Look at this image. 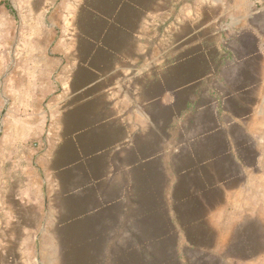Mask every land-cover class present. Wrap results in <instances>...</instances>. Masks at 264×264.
Returning a JSON list of instances; mask_svg holds the SVG:
<instances>
[{
	"label": "rangeland",
	"instance_id": "rangeland-1",
	"mask_svg": "<svg viewBox=\"0 0 264 264\" xmlns=\"http://www.w3.org/2000/svg\"><path fill=\"white\" fill-rule=\"evenodd\" d=\"M182 33L190 49L170 62ZM106 48L156 75L142 93L178 96L152 106L157 130L137 137L139 153H113L130 126L100 99L68 112L84 66L117 59ZM211 72L225 87L196 89ZM132 98L126 115L148 124ZM174 135L196 153L133 164ZM74 137L76 159L103 152L102 163L70 164ZM22 162V200L0 180V256L14 264H264V0H0V171Z\"/></svg>",
	"mask_w": 264,
	"mask_h": 264
},
{
	"label": "crops",
	"instance_id": "crops-1",
	"mask_svg": "<svg viewBox=\"0 0 264 264\" xmlns=\"http://www.w3.org/2000/svg\"><path fill=\"white\" fill-rule=\"evenodd\" d=\"M138 32L140 31V27H138ZM201 30L196 29V34H199ZM190 34H184L182 33L178 38H177V43H179V47L176 48H169L166 51L165 57L168 58L170 62H172L174 57L178 56H185L189 49H190ZM87 41V40H86ZM202 43V42H201ZM221 43V40H220ZM109 55L111 56H116V60L112 61L107 69H100L92 64H86L84 66V71L88 75L89 80L85 82L84 84H80L77 86V89H75L74 93L69 96L68 98L70 99V106L68 109V112L71 115H77L78 110L82 107H89L92 106L98 99L103 102L104 106L110 110L109 113V121L111 123L115 122V124H121V125H129L130 128L128 127V139L125 141V137L121 135V140L118 141L117 146L114 148L113 153H118L119 150L125 149L126 143L129 144V147L133 148V152L139 153L140 149L137 148L138 144L136 142V139L138 136H144V137H151V131L152 130H157L156 128V123L154 121V116L151 113L152 106L156 105L157 102L159 101V104H162L166 107H171L175 108V106L179 103L178 101V96L171 98V100L163 101V98H158L154 94L151 95L150 93L147 94V91L144 88L143 93L141 92L143 89H141L139 82L141 83V79H143V82H148L149 87L152 89L154 88V85H156L157 78L154 73H152L150 70L144 72L143 75H141L140 69L133 65L132 67L129 66L130 59L126 56V51L124 54L121 52H114L112 49L106 48V50ZM132 69V79L128 76V69ZM140 68V67H139ZM138 73V76H136ZM130 75V74H129ZM134 77H138V79L134 80ZM218 75L215 72L208 73L204 75L200 80H198V84H200L196 89L201 88V85L203 89H210L211 88H218L220 85L222 87H225L226 82L220 81L221 79H217ZM75 78V77H74ZM145 80V81H144ZM148 80V81H146ZM138 81V82H137ZM154 84V85H153ZM194 82H190L185 85H181L178 89L177 92H183L188 90L191 85H193ZM153 85V86H152ZM152 86V87H151ZM250 88H253L252 84H248ZM248 87V88H249ZM247 88V87H246ZM214 91V90H211ZM147 94L148 97L147 99H141L142 97L144 98V95ZM131 95L133 96L132 98V104L134 108H141V104H145V109H144V115L147 116L148 119V124L144 120V118H135L132 116L130 118L128 115H126V110L124 107V100L127 99V97ZM235 98L238 101V104L246 105V103L243 102V96H231ZM193 98H190L187 100V105L190 106ZM135 100V101H133ZM219 102V101H218ZM140 110V109H139ZM185 111H181L177 115V120L180 121L183 118V114ZM80 113V112H79ZM144 121V122H142ZM131 122V124H129ZM141 133V134H140ZM77 135V134H76ZM178 137V135H174V138ZM205 139V136H202L200 140ZM199 140V141H200ZM74 143V149L71 150L70 155L74 156L73 162L70 164H101L102 163V158L104 157L103 152H95L90 156H85L82 158V156L78 159H76V156L80 152V145L78 139L74 137L72 140ZM177 146V150H175ZM128 147V148H129ZM161 149L157 151L155 154L152 156H148V158H141L140 155H138L135 159V162L133 164H141L142 162H152L157 160L158 158L160 159L161 164H175L177 160L180 158L175 156H172V153H175L173 150L179 152L182 154V157L188 158V155L194 154L195 152V145H191L190 141L189 143L186 142V140L183 143H179L177 139H168L165 138L163 141L160 143ZM139 151H138V150ZM55 150H53L54 152ZM72 153V154H71ZM174 155V154H173ZM121 158H123V152H120ZM181 157V158H182ZM71 158V157H70ZM55 156H53V162L52 164H55ZM59 161V160H58ZM120 162H124L123 160H119ZM58 163V162H57ZM205 164V163H202ZM7 165V164H5ZM38 166L35 167V170L39 172ZM28 164H14V167L12 170L7 173L6 167L3 169V171H0V180L5 181L6 179L11 180L15 184L20 185V196H17V199H23V187L26 188L28 184ZM218 187V186H217ZM226 191H229L228 188H225ZM8 198V197H7ZM5 198L2 195V198L0 201H4ZM22 220L18 222L20 224V227H22ZM17 264H23V260L21 257H17ZM0 264H14V257L9 255L6 256H0Z\"/></svg>",
	"mask_w": 264,
	"mask_h": 264
}]
</instances>
